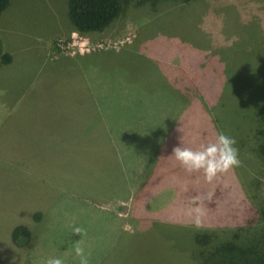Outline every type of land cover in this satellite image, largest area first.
Listing matches in <instances>:
<instances>
[{
  "label": "rangeland",
  "instance_id": "obj_1",
  "mask_svg": "<svg viewBox=\"0 0 264 264\" xmlns=\"http://www.w3.org/2000/svg\"><path fill=\"white\" fill-rule=\"evenodd\" d=\"M136 1L121 0L115 20L118 29L138 26L123 52H133L125 60L132 99L123 95L117 112L132 116L125 98L141 123L118 164L109 142L101 151L97 141L68 140L60 129L52 143L51 126L37 131L21 108L34 99L36 80L53 95L57 81L44 71L36 79V70L50 38L66 30L70 38L67 0H11L1 13L0 40L16 62L5 74L8 126L0 125V264H79L80 239L89 264H247L240 247L259 224L242 227V210L264 208V0ZM133 32L90 45L123 46ZM105 75L116 76L110 68ZM107 95L115 105L116 94ZM220 132L235 138L241 164L211 183L172 155ZM193 200L204 210L200 227L186 214ZM18 225L30 238L14 232Z\"/></svg>",
  "mask_w": 264,
  "mask_h": 264
},
{
  "label": "crops",
  "instance_id": "obj_2",
  "mask_svg": "<svg viewBox=\"0 0 264 264\" xmlns=\"http://www.w3.org/2000/svg\"><path fill=\"white\" fill-rule=\"evenodd\" d=\"M125 24L127 26L123 25L121 29H118L119 24L114 21L104 31L92 33L88 38L89 40L84 38L92 42L110 38L116 30L124 32L131 28L135 31L132 40L128 41L129 43L115 48L91 49L90 47L87 50L72 48L63 50L57 47L55 44L56 39L67 38L62 41H71L77 32L74 29L70 31V38L67 30L62 31L63 36L57 37L53 41L50 38L46 43L47 56L44 57L45 60L42 64L37 67L36 79L44 71L46 77L50 76L56 80L57 85H53L50 93H53V95L49 96L46 93L45 84L38 87L36 80L35 90L37 91L34 99L27 104H21V108L27 111V115L33 123L31 126L36 127L37 131H42L41 127L45 124L51 126L49 140L52 143L55 142L54 140H59L60 129H62V136L67 135L68 140L85 138V141H97L101 146V151L107 147L109 142L117 164L124 156H127L123 143L129 140V137L134 136L136 138L140 131L138 127L141 125L140 121L138 124V119L133 116L134 109L127 99L124 98V102L131 107L132 116L123 120V116L117 112V104L123 98V95L132 99L131 92H129L130 86L126 79L125 67L127 62L125 60H130V54H133V52L129 55L123 52L128 51L125 46L131 45L134 42V37L138 35V26L132 25L133 27H129L128 23ZM1 43L3 50L9 52L2 39ZM9 53L12 54V61L8 64L0 63V89L5 90L2 91L3 98L0 102V111H4L3 116L0 117V125H5L9 121H7L6 111L11 108L9 105L10 100L6 104V96L4 97V92L6 94L9 90L6 89L7 79L5 74L6 70L15 64L16 58L13 52L10 51ZM46 64L50 69L44 70L43 66ZM109 68L113 71V74H116L111 79L105 75ZM98 93L100 96H98ZM108 93L116 94L117 103L115 105L107 104ZM2 106L3 109H1ZM123 127H125L126 134H124ZM65 128L67 134L63 130ZM5 132L7 141H11L14 136L10 135L8 128ZM124 136H127V139ZM38 159L39 156L36 160L37 169L41 167ZM120 171L124 172L122 168ZM25 172L29 173L27 170Z\"/></svg>",
  "mask_w": 264,
  "mask_h": 264
},
{
  "label": "trees",
  "instance_id": "obj_3",
  "mask_svg": "<svg viewBox=\"0 0 264 264\" xmlns=\"http://www.w3.org/2000/svg\"><path fill=\"white\" fill-rule=\"evenodd\" d=\"M11 0H0V16ZM161 0H137L136 5L158 2ZM186 1V0H185ZM189 1V0H187ZM121 0H67V16L73 29L81 36L90 38L92 33L102 32L109 27L121 14ZM12 61V54L2 48L0 40V63L8 64ZM264 151V147H263ZM244 219L240 223L242 227L258 225L257 234L247 244L243 243L240 247L241 253L246 256L247 264H264V208L259 209L251 204H245L243 207ZM37 217L40 216L36 213ZM240 226V227H241ZM17 234L25 233L30 238L31 232L24 225H18L14 228ZM228 250H234L232 242L225 244ZM247 246V249H244ZM249 248V249H248Z\"/></svg>",
  "mask_w": 264,
  "mask_h": 264
},
{
  "label": "clouds",
  "instance_id": "obj_4",
  "mask_svg": "<svg viewBox=\"0 0 264 264\" xmlns=\"http://www.w3.org/2000/svg\"><path fill=\"white\" fill-rule=\"evenodd\" d=\"M235 138L223 132L217 134L213 141L202 143L197 148L184 147L182 145L173 149L175 160L188 174L199 173L204 179L211 183L218 175L225 174L240 166L241 161L238 156V148ZM193 207L187 209V215L194 220L195 226L200 227L204 210L196 205L193 200ZM75 235L83 237L86 232L83 228L75 227ZM84 240L74 242L73 250L79 257V264H89L90 253L85 252ZM47 264H63L60 258H50Z\"/></svg>",
  "mask_w": 264,
  "mask_h": 264
},
{
  "label": "built area",
  "instance_id": "obj_5",
  "mask_svg": "<svg viewBox=\"0 0 264 264\" xmlns=\"http://www.w3.org/2000/svg\"><path fill=\"white\" fill-rule=\"evenodd\" d=\"M78 34V38L75 39L74 37L71 39V41H58L57 42V47H59L60 49H77V50H87L88 48L91 47V49H95L92 44L90 45V41L84 39L86 37L81 36L78 32H76ZM84 39V40H82ZM97 49H101V48H106V45L104 46V43H98L97 45Z\"/></svg>",
  "mask_w": 264,
  "mask_h": 264
}]
</instances>
